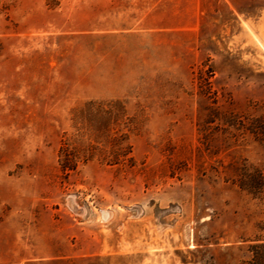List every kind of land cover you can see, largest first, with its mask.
Here are the masks:
<instances>
[{"label": "rangeland", "instance_id": "obj_1", "mask_svg": "<svg viewBox=\"0 0 264 264\" xmlns=\"http://www.w3.org/2000/svg\"><path fill=\"white\" fill-rule=\"evenodd\" d=\"M264 0H0V264H264Z\"/></svg>", "mask_w": 264, "mask_h": 264}, {"label": "trees", "instance_id": "obj_2", "mask_svg": "<svg viewBox=\"0 0 264 264\" xmlns=\"http://www.w3.org/2000/svg\"><path fill=\"white\" fill-rule=\"evenodd\" d=\"M261 247H262V251L261 252L257 251L256 254L257 256L259 255V257L264 258V243H262Z\"/></svg>", "mask_w": 264, "mask_h": 264}]
</instances>
